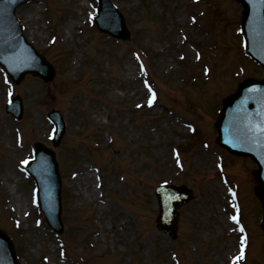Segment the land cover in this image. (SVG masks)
Segmentation results:
<instances>
[{"label":"rangeland","instance_id":"obj_1","mask_svg":"<svg viewBox=\"0 0 264 264\" xmlns=\"http://www.w3.org/2000/svg\"><path fill=\"white\" fill-rule=\"evenodd\" d=\"M111 1L125 15L128 42L88 28V4L95 0H36L32 12L29 4L18 11L26 34L46 47L38 51L56 73L49 83L27 77L16 87L24 109L20 124L1 110L5 87L0 82V227L21 264H174V251L181 264H224L236 252L237 235L221 204L226 194L219 169L212 168L217 152L204 153L203 142L210 138L214 93L225 95L235 79L258 73L239 59L234 22L239 6L233 0ZM51 36L57 38L53 44ZM204 58L211 65L207 71ZM235 63L245 68L230 74ZM148 77L150 82L142 81ZM145 84L157 92L151 109L144 106ZM52 110L66 124L56 148L60 236L44 223L36 225L33 184L19 170L33 143L50 146L45 117ZM190 125L196 127L192 135ZM17 131L21 144L14 139ZM224 169L244 210L245 264H264V241L254 227L259 210L249 198L254 165L227 158ZM162 181L193 191L192 202L180 209L178 237L188 239L185 248L155 228L151 193Z\"/></svg>","mask_w":264,"mask_h":264},{"label":"water","instance_id":"obj_2","mask_svg":"<svg viewBox=\"0 0 264 264\" xmlns=\"http://www.w3.org/2000/svg\"><path fill=\"white\" fill-rule=\"evenodd\" d=\"M240 1L245 6L243 23L247 39V52L264 66V0ZM21 2H24V0L9 4L2 9L3 14L0 15V49L3 48L9 53L16 49L19 33V29H16L15 33L11 30L12 12L17 4ZM251 9L252 12H255L259 23L250 17ZM120 27H123L122 22H120ZM26 53L30 58L36 60L34 61L35 65L21 69L17 75L13 72V67L9 63H5V65L3 63L13 79L17 81L18 77H22L26 73L50 79L45 75L47 66L43 60L35 56L29 49H26ZM216 126L220 133L217 140L220 145L233 153L251 156L259 165L260 169L255 172V177L260 187L255 192L264 204V132L260 130L261 127H264V81H248L240 85L238 92L231 99L225 101L224 109ZM41 156L47 160L51 168L47 166L45 170H40L31 165L28 167V173L39 188V205L46 216V221L54 230L60 231L57 171L51 154L45 152L42 148L36 153L34 164ZM262 227L264 229V222ZM174 230L173 221L171 233H174ZM0 240L6 246V250L0 253V264H14L9 244L1 233Z\"/></svg>","mask_w":264,"mask_h":264},{"label":"snow or ice","instance_id":"obj_3","mask_svg":"<svg viewBox=\"0 0 264 264\" xmlns=\"http://www.w3.org/2000/svg\"><path fill=\"white\" fill-rule=\"evenodd\" d=\"M145 86L148 87V88H149V92H151V88H150L148 85H145ZM154 99H155V94L152 93L151 97L149 98V106H151V104H152V102H153ZM260 130H261V132H264V127H261ZM25 163H26V162H25ZM232 220H233V222H236V217L233 216V217H232ZM241 231H243V229H241ZM244 242H245V241H244V238H241V241H240V243H241L240 255H239L238 257L235 258L233 264H237V262H238L239 260H241V259L244 258V249H243Z\"/></svg>","mask_w":264,"mask_h":264},{"label":"bare ground","instance_id":"obj_4","mask_svg":"<svg viewBox=\"0 0 264 264\" xmlns=\"http://www.w3.org/2000/svg\"><path fill=\"white\" fill-rule=\"evenodd\" d=\"M18 208L20 209V206H18Z\"/></svg>","mask_w":264,"mask_h":264}]
</instances>
